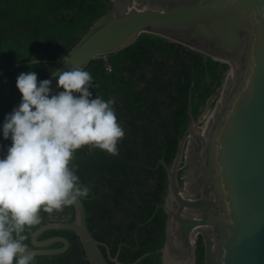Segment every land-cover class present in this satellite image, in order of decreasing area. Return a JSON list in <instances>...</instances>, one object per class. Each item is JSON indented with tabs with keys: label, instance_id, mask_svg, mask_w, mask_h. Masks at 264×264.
<instances>
[{
	"label": "water",
	"instance_id": "1",
	"mask_svg": "<svg viewBox=\"0 0 264 264\" xmlns=\"http://www.w3.org/2000/svg\"><path fill=\"white\" fill-rule=\"evenodd\" d=\"M110 9L97 19L48 79L74 66L119 52L143 34L182 44L229 66L197 119L189 95V125L171 165L158 161L168 176L162 208L167 218L162 264H197L202 237L205 264H264V0H108ZM67 61V62H65ZM30 63L24 62L22 64ZM17 64L15 67L20 66ZM20 101L14 105L18 106ZM211 110L207 123L200 124ZM5 117V115H4ZM4 117L0 121V132ZM1 136V135H0ZM74 218L51 220L30 231L36 256L67 252L64 236L44 240L50 230L78 235L89 264H110L87 221L82 199L72 204ZM61 247L51 248L52 245Z\"/></svg>",
	"mask_w": 264,
	"mask_h": 264
},
{
	"label": "trees",
	"instance_id": "2",
	"mask_svg": "<svg viewBox=\"0 0 264 264\" xmlns=\"http://www.w3.org/2000/svg\"><path fill=\"white\" fill-rule=\"evenodd\" d=\"M110 9L108 0H0V121L16 105L21 94L16 78L35 71L49 78L60 63L22 64L33 59L54 61L66 56L91 25ZM17 64H21L15 67ZM111 68L109 70L108 68ZM229 66L201 52L165 38L143 34L127 48L91 62L93 97L115 98L118 122L125 130L118 155L83 146L73 163L90 193L83 198L87 221L95 238L108 245L110 256L124 264H162L158 252L165 241L166 214L158 208L168 190V176L158 161L171 165L189 125V95L197 119L222 83ZM0 136V145H9ZM6 148L0 151V155ZM73 205L51 215L41 212L38 225L74 218ZM64 236L67 252L35 256V264H89L78 235L50 230L39 240ZM52 245L51 248L61 247ZM101 249L110 264L107 248ZM197 264H205L202 237Z\"/></svg>",
	"mask_w": 264,
	"mask_h": 264
},
{
	"label": "clouds",
	"instance_id": "3",
	"mask_svg": "<svg viewBox=\"0 0 264 264\" xmlns=\"http://www.w3.org/2000/svg\"><path fill=\"white\" fill-rule=\"evenodd\" d=\"M51 84L20 72V103L2 124L0 135L11 143L0 145V264H35L26 230L41 222V212L51 215L90 193L73 163L76 150L87 145L115 156L125 135L115 98L93 97L90 71L74 66L58 75L59 91Z\"/></svg>",
	"mask_w": 264,
	"mask_h": 264
},
{
	"label": "built area",
	"instance_id": "4",
	"mask_svg": "<svg viewBox=\"0 0 264 264\" xmlns=\"http://www.w3.org/2000/svg\"><path fill=\"white\" fill-rule=\"evenodd\" d=\"M108 69L111 70L110 67H109ZM215 101H216V97H215ZM215 101H214V102H215ZM207 114H208L209 117H210V116H211V110H208V111L204 114V116L202 117V119L199 120V121H200V124H205V123H207V121H208V119H209V117H207Z\"/></svg>",
	"mask_w": 264,
	"mask_h": 264
},
{
	"label": "rangeland",
	"instance_id": "5",
	"mask_svg": "<svg viewBox=\"0 0 264 264\" xmlns=\"http://www.w3.org/2000/svg\"><path fill=\"white\" fill-rule=\"evenodd\" d=\"M216 94H217V93H215V94L213 95V96H214V98L212 97V98H213V100H212V102H211V109H212V108L215 106V104H216V101H215ZM210 99H211V98H210ZM214 101H215V102H214ZM204 110H205V109H204ZM204 110H203V111H204ZM203 113H204V112H202V114H201V115H203Z\"/></svg>",
	"mask_w": 264,
	"mask_h": 264
},
{
	"label": "flooded vegetation",
	"instance_id": "6",
	"mask_svg": "<svg viewBox=\"0 0 264 264\" xmlns=\"http://www.w3.org/2000/svg\"><path fill=\"white\" fill-rule=\"evenodd\" d=\"M217 91H218V88H217L216 90H214V91L212 90V92H214L213 95H214L215 93H217ZM213 95H212V96H213ZM212 96H211V97H212ZM211 97H210V98H211ZM200 116H201V115H200Z\"/></svg>",
	"mask_w": 264,
	"mask_h": 264
},
{
	"label": "bare ground",
	"instance_id": "7",
	"mask_svg": "<svg viewBox=\"0 0 264 264\" xmlns=\"http://www.w3.org/2000/svg\"><path fill=\"white\" fill-rule=\"evenodd\" d=\"M204 112V111H203ZM207 117H209V115L207 114ZM210 118V117H209Z\"/></svg>",
	"mask_w": 264,
	"mask_h": 264
}]
</instances>
